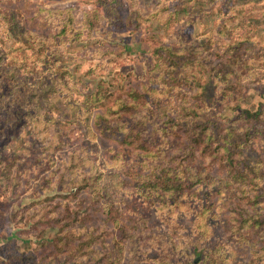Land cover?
<instances>
[{"label": "trees", "instance_id": "1", "mask_svg": "<svg viewBox=\"0 0 264 264\" xmlns=\"http://www.w3.org/2000/svg\"><path fill=\"white\" fill-rule=\"evenodd\" d=\"M46 10V7L38 8L40 13H53ZM56 14L61 15L56 22V39L36 41L40 45V75L36 82L29 85L18 77L16 61L15 66L1 64L5 55L0 53V77L3 75L0 111L3 109L5 116H0V134L6 123L11 128L23 124L27 135L34 131L39 134L36 131L39 125L44 131L42 148L34 154L24 144L10 153L0 150V179L4 187L0 227L3 223L19 226L17 231H32L37 238L33 248L25 253L18 251L13 239L7 240L1 248L0 264H48V261L120 264L125 255L132 264H178L175 257L161 260L149 256L155 236L147 234L146 219L137 210H164L170 217L184 208L188 210L187 206L197 200L203 204H197L195 213L206 221L209 214L213 215L212 209L219 215L218 199H230V196L236 198V208L222 214L223 228L240 243L257 237L261 245H256L255 255L264 256V241L260 240L264 238V192L253 189L260 184H256V177H250L253 168L242 157L248 142L262 135L257 129L259 113L239 111L236 120L243 122L238 127L240 133L227 125L230 123L217 124L213 116L207 120L201 118L213 104L230 107L240 100L242 72L251 70L250 59L241 57L240 49L233 45L229 59L209 65L204 57L187 60L184 47L161 44L153 50V60H147L145 82L132 84L131 76H127L114 85L115 77L101 79L94 91L78 103L74 98L79 93L78 83L71 82L73 74L70 70L56 71L58 50L78 40L82 28L90 35L102 16L97 10L84 12L82 23L78 24L80 29H76L69 9ZM114 17L118 19V14ZM1 23L6 26H0V30L21 42L20 22L0 4ZM28 35L33 37L28 33L27 39ZM204 75L210 77L214 87L213 100L204 96L201 82ZM64 100L75 104L73 115L79 122L77 127L50 125V112L58 111L56 107L64 105ZM29 120L36 125L25 124ZM98 138L111 144L103 161L106 167L114 169L108 174L91 163L87 152ZM239 149L242 154L236 152ZM24 151L26 155L22 154ZM54 151H62L66 157L50 170L53 166L50 153ZM213 163L217 165L215 174L220 176L208 172ZM29 181L38 196L22 206L21 197L29 190ZM246 183L252 185L251 191ZM128 185L132 187V201L139 204L123 202L127 200L125 190L119 187ZM204 186L209 195L203 200L199 191ZM212 186L215 187L211 189ZM54 187L56 194L51 192ZM116 192L120 193L119 198H114ZM211 196H216L215 204L210 202ZM94 215L103 219L101 231L93 224ZM204 221L198 222L196 231L202 233L207 229ZM217 255L211 251L202 257L201 264H224Z\"/></svg>", "mask_w": 264, "mask_h": 264}, {"label": "rangeland", "instance_id": "2", "mask_svg": "<svg viewBox=\"0 0 264 264\" xmlns=\"http://www.w3.org/2000/svg\"><path fill=\"white\" fill-rule=\"evenodd\" d=\"M0 4L3 9L16 15V20L20 22L23 30L20 35L21 42L15 40L4 29L0 30V53L5 55L1 64L9 63L15 66L14 61H16L18 77L29 85L36 82L40 75L38 69L40 45L36 44V41L40 38L56 39V22L59 16L61 17L60 14H56V11L69 9L77 24L74 25L76 29H80L78 24L82 23L84 12L97 10L102 16L90 35L86 29L82 28L78 40L66 43L58 50L60 55L57 59L56 71L60 73L63 70H70L73 74L74 78L71 82L78 83L76 88L79 93L74 97L78 103H81L89 92L94 91L101 79L115 77L114 85H118L119 81L126 79L127 76H131L132 84L140 85L145 82L143 78L146 74L147 60H153V50L161 44L173 48L184 47L187 60L204 57L209 65L229 59L230 47L237 45L241 57L250 59L249 68L251 67L249 72H242L244 79L240 83L241 98L230 107L223 105L219 108L217 104H213L206 109L201 118L207 120L213 116L217 124L230 123L227 125L234 127L233 129L240 133L238 127L243 122L236 120L239 117V111L245 109L259 113L260 122L257 129L262 135L248 142L242 157L250 162L249 165L253 168L250 177H256V184L259 183L261 187L254 186L253 189L264 192V0H1ZM40 7H46V11L51 10L53 13H40L38 11ZM117 14L118 19L114 17ZM0 26L6 25L1 23ZM28 33L33 34V37L28 35L27 39ZM32 42L35 43L32 44ZM32 45L34 46L30 48L29 46ZM256 57H259V60H256ZM51 65L54 68L52 62ZM2 78L3 75L0 77V85ZM209 78L208 75L202 77V86L204 85L202 90L205 91L204 96L208 100H213L216 94ZM149 106L155 109L154 104L150 103ZM56 108L58 111L50 112L52 117L50 125L67 124L71 128L79 125L77 117L73 115L75 112L73 102L67 100L64 105L61 104ZM0 113V116L4 118L3 109ZM6 118L11 119L9 116ZM25 124H29L30 127L36 125L30 120ZM5 127L6 129H3L4 131L0 134V150L5 153H10L11 149L16 151L19 144L32 149V154L42 148L43 134L41 133L44 132L42 125L36 129L40 131L39 134L34 131L33 134L28 135L24 133L23 124L17 128H11L6 123ZM78 140L80 143V138ZM109 148L111 144L107 140L98 138L87 149V152L88 150L90 152L91 163L104 170V174L114 171L106 167L103 162L107 159ZM17 152L20 154L19 150ZM26 152L22 154L26 155ZM236 152L241 153V150ZM50 155L53 161L50 170L59 166L66 157L62 151H54ZM215 166H217L216 163H213L208 172L212 171L214 175ZM31 184L32 182L29 181L28 188ZM234 184L236 185L237 182ZM234 184L232 188H235ZM251 186L246 183V188L250 191ZM214 187L212 186L211 189ZM54 188L51 192L56 194L57 189ZM119 189L125 190L124 196L127 200L123 202L127 205L139 204L131 199L133 193L130 185L121 186ZM3 190L0 179V201ZM35 190L30 187L27 192H24L21 197L22 206L29 204L38 196ZM207 191L205 186L199 191L203 200L209 195ZM119 195L116 192L114 198H119ZM216 199V196H211L210 202L215 204ZM235 199L234 196L225 200L218 199L220 205L219 203L216 205H219L217 210L219 215L212 209L210 212L213 215L211 217L209 214L206 221L203 220L205 217H199L195 213L197 204H203V201L197 200H194V205L187 206L188 210L184 208V212H178L177 215L172 213L170 217L166 216L167 211L164 210L156 211L144 207L142 208L145 210H137L146 219L147 234L155 236V239L151 240L149 256L161 258V260L166 256L172 259L175 257L178 264L188 262L201 264L204 256L214 251L218 254V258L221 257L220 260L224 264H264V256L255 255L258 253L256 245H261L256 241L257 237L240 243L229 230L226 231L223 228L222 214L231 213V210L236 208ZM213 216L219 217L213 218ZM89 220L86 223H89ZM102 220V217L98 218L94 215L93 224L99 228L98 231L104 227ZM201 220L206 222L207 228L202 233L196 231V225ZM18 228L20 227L12 224L7 226L6 223L0 227V255L2 246L9 239L14 240L18 251L22 253L33 248L37 240L36 236L32 231L30 233L17 231ZM105 228L108 230L106 225ZM51 237L50 235L49 238ZM260 240L264 241V238ZM48 262V264H63L62 261ZM120 264H132L130 257L125 255ZM146 264H156V262Z\"/></svg>", "mask_w": 264, "mask_h": 264}]
</instances>
